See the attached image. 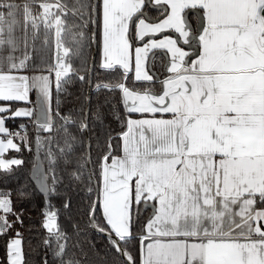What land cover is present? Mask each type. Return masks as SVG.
Here are the masks:
<instances>
[{"label": "snow or ice", "instance_id": "obj_1", "mask_svg": "<svg viewBox=\"0 0 264 264\" xmlns=\"http://www.w3.org/2000/svg\"><path fill=\"white\" fill-rule=\"evenodd\" d=\"M38 39L55 53L40 69ZM154 50L167 57L163 77ZM93 51L110 77L96 90L118 92L123 109L95 160L88 134L104 114L53 106V90L90 81ZM33 91L34 106L13 109ZM17 117L34 122V140L6 126ZM33 142L51 264H83L51 203L62 174L84 186L89 226L123 264H264V0H0V170L23 165L5 153ZM20 217L0 194V237ZM7 264H26L19 231Z\"/></svg>", "mask_w": 264, "mask_h": 264}, {"label": "trees", "instance_id": "obj_2", "mask_svg": "<svg viewBox=\"0 0 264 264\" xmlns=\"http://www.w3.org/2000/svg\"><path fill=\"white\" fill-rule=\"evenodd\" d=\"M39 50L33 53V63L36 69H40L47 64L54 62L55 53L53 49L44 48L42 44L36 42ZM50 50V54H49ZM49 54V57H48ZM44 57V58H42ZM100 55H97V69L93 75V89L90 105V113H95L97 109L104 114V123L93 124V131L89 134L92 137L93 149L92 157L97 159L103 151V134L107 130L120 131L119 125L115 117L123 115V109L119 103V93H110L107 91H97L96 83L109 79V75L100 70L98 65ZM31 73H39L33 70ZM131 84V81L129 82ZM88 92L89 82L82 83L75 81L67 86V92L57 94L53 90V106L57 100L60 102V111L66 114L72 110V114L84 115L88 108ZM70 93V95H69ZM32 104L25 102H13V109L23 106H34L36 102V92L30 93ZM82 110V111H81ZM6 126L12 132H20L24 134L27 129L29 137H35L34 122L26 117H17L6 120ZM100 137L101 148L97 149V136ZM19 143V139L16 140ZM33 151L22 149L17 153L13 150L5 154L6 159L20 158L24 160V164L13 166L10 173L0 170V194L10 193L13 200L14 208L21 213L23 225L16 223L11 231L0 237V264H7V243L10 238L15 236L19 231L23 238V248L25 253L26 264H39L41 257L47 255L52 262L51 251H46L40 241L46 235L42 228L44 220L43 213L47 208L46 198L41 194L31 179V171L35 156V144H32ZM63 175L62 183L58 185L60 193L53 197L51 203L59 212V224L71 237L69 251L74 252L77 258L81 259L83 264H123V258L119 257L107 238L94 231L89 226L88 206L89 200L85 188L81 184H73L69 181L66 174ZM23 193V195H21ZM67 202L68 207H64ZM15 219V217H10ZM75 226L79 227L77 231ZM130 249L135 254L136 245H130Z\"/></svg>", "mask_w": 264, "mask_h": 264}, {"label": "flooded vegetation", "instance_id": "obj_3", "mask_svg": "<svg viewBox=\"0 0 264 264\" xmlns=\"http://www.w3.org/2000/svg\"><path fill=\"white\" fill-rule=\"evenodd\" d=\"M149 15L152 16L153 18H156V17H158L159 14L155 10H150ZM193 19H196V18L193 17ZM158 51H162V50H154V53L158 52ZM150 61H151V59H150ZM166 61H167V58L163 54L156 55L154 71H156V73L160 77H163L165 75V69H164L163 65L166 63ZM151 63H152V61L150 62V64Z\"/></svg>", "mask_w": 264, "mask_h": 264}, {"label": "water", "instance_id": "obj_4", "mask_svg": "<svg viewBox=\"0 0 264 264\" xmlns=\"http://www.w3.org/2000/svg\"><path fill=\"white\" fill-rule=\"evenodd\" d=\"M154 10V9H153ZM155 19V18H154ZM163 35V34H161ZM97 52L93 51V56L95 57V60L97 59ZM158 54H163V51H158V52H155L154 55H158ZM164 55V54H163ZM165 56V55H164ZM166 57V56H165ZM167 58V57H166ZM151 62V61H150ZM91 75V74H90ZM92 89H93V75H91V79L89 81V92H88V108H87V113L90 112V105H91V97H92ZM36 99H37V94H36ZM89 135V134H88ZM36 156V155H35ZM31 179L32 181L34 182V184L36 185V187L38 188L39 190V187H38V183L34 177V173H33V169L31 171ZM40 192V191H39ZM41 193V192H40ZM43 194V193H41ZM44 195V194H43ZM45 196V195H44ZM95 231V230H94ZM97 232V231H96ZM99 233V232H98ZM100 235H103L102 233H99ZM104 237H106L105 235H103Z\"/></svg>", "mask_w": 264, "mask_h": 264}, {"label": "crops", "instance_id": "obj_5", "mask_svg": "<svg viewBox=\"0 0 264 264\" xmlns=\"http://www.w3.org/2000/svg\"><path fill=\"white\" fill-rule=\"evenodd\" d=\"M36 42H39V43H41V40L40 39H38ZM42 44V43H41ZM21 49H23V45H21ZM19 54V53H18ZM49 54H50V50H49ZM49 54H48V57H49ZM42 58H44V57H42ZM26 74H29V75H33V74H40V73H26ZM27 107H30L29 105L28 106H23V107H19V108H27ZM9 151H11V150H9ZM8 151V152H9ZM7 152V153H8ZM6 154V153H5ZM5 158V157H4ZM6 159V158H5Z\"/></svg>", "mask_w": 264, "mask_h": 264}, {"label": "rangeland", "instance_id": "obj_6", "mask_svg": "<svg viewBox=\"0 0 264 264\" xmlns=\"http://www.w3.org/2000/svg\"><path fill=\"white\" fill-rule=\"evenodd\" d=\"M33 92H35V91H33Z\"/></svg>", "mask_w": 264, "mask_h": 264}]
</instances>
